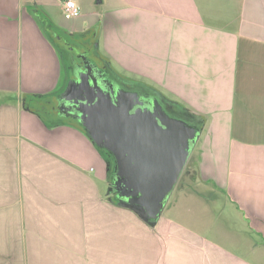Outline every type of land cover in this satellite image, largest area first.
I'll return each mask as SVG.
<instances>
[{"label":"crops","instance_id":"0c3cea01","mask_svg":"<svg viewBox=\"0 0 264 264\" xmlns=\"http://www.w3.org/2000/svg\"><path fill=\"white\" fill-rule=\"evenodd\" d=\"M75 1L71 16L64 0H0V246L23 264H264V0ZM74 48L201 128L154 222L43 100L71 86Z\"/></svg>","mask_w":264,"mask_h":264},{"label":"water","instance_id":"95a60500","mask_svg":"<svg viewBox=\"0 0 264 264\" xmlns=\"http://www.w3.org/2000/svg\"><path fill=\"white\" fill-rule=\"evenodd\" d=\"M82 57H86L82 55ZM63 103L94 142L114 158L112 190L147 222L161 215L188 161L200 126L171 115L150 88H103L87 72L72 80Z\"/></svg>","mask_w":264,"mask_h":264},{"label":"flooded vegetation","instance_id":"af4514ba","mask_svg":"<svg viewBox=\"0 0 264 264\" xmlns=\"http://www.w3.org/2000/svg\"><path fill=\"white\" fill-rule=\"evenodd\" d=\"M82 55H85L86 57L84 58L82 57ZM82 72H87L91 81L97 80L98 84L101 85L103 88H107L108 85L111 86L112 84H114V87H116V89L119 85L121 87H124L125 89H129L128 84H131L132 81L131 79H124L125 82L123 81L121 83L118 79L115 78V76H112L110 74V71L108 70L104 61L97 59L95 56L91 54L89 48H82L78 50L77 53L75 52L74 54H72L71 75L74 78H78L79 74ZM150 89L156 91L157 93L159 92L155 88L151 87ZM163 100L166 101L165 102L166 104L164 102L163 103L165 104L166 109L171 115L173 114L175 115L176 114L175 111L180 112L177 106H175L172 103L170 104V102H168L165 98H163ZM70 107H71L70 104L66 105V103H63V99L59 98V100L54 104L51 110L56 111L60 114H65L64 112ZM69 118L76 119L72 115H70ZM115 197H116V193H115Z\"/></svg>","mask_w":264,"mask_h":264},{"label":"rangeland","instance_id":"374dc122","mask_svg":"<svg viewBox=\"0 0 264 264\" xmlns=\"http://www.w3.org/2000/svg\"><path fill=\"white\" fill-rule=\"evenodd\" d=\"M87 43H89V40H87L86 38H82V44L84 46H86ZM73 50L76 53L78 52V50H76V48H74ZM69 62H70L69 58H66L65 59V69H66V71H64V77H63L64 81H67V79L65 80V78H68V76L70 77V75H71V71L68 70V66L70 65ZM109 71H110V74L112 76H115V78L118 79L121 83L123 81L125 82L124 79H126V78L123 77L122 71L118 70V67L116 65L111 66L109 68ZM64 81H63V83H64ZM128 88L129 89L130 88L134 89L135 86H133L132 84H128ZM147 88L149 89L148 86H147ZM160 98L162 99L161 100L162 102H164V103L166 102L165 100H163V97L161 95H160ZM53 99H54V95H49V96L45 97L43 100L49 101V103H51V105L53 107L54 104H55ZM175 115H177L178 117L179 116L182 117V115L178 114V113H176ZM62 118L77 122L73 118H69V117H62ZM182 118L185 119L184 117H182ZM79 125H81V124L79 123ZM113 168H114V165H113ZM110 180H111L110 182H112V178ZM184 180H185V176L182 177L181 182L180 181L179 182L182 183ZM187 180H190V178H188ZM191 181L192 180H190L189 182H191ZM180 183H179V187H180ZM3 233L4 232H0V235L3 234ZM5 233H7L8 235H10L12 233V234H14L16 236V238L18 237L17 234H16L17 232H5ZM14 249L17 250V251H21L22 248L21 247H15ZM11 250H12L11 248L0 246V264H23V263H20V262L19 263L15 262V261L13 262L14 259L12 258V255H14V254L11 253Z\"/></svg>","mask_w":264,"mask_h":264},{"label":"trees","instance_id":"16d2710c","mask_svg":"<svg viewBox=\"0 0 264 264\" xmlns=\"http://www.w3.org/2000/svg\"><path fill=\"white\" fill-rule=\"evenodd\" d=\"M131 84L133 85V86H135V88H141V87H147L146 85H144L142 82H140V81H134V80H132L131 81ZM134 88V89H135ZM137 88V89H138ZM149 88H151V87H149ZM130 89H133V88H130ZM176 106V105H175ZM178 107V106H177ZM179 108V107H178ZM180 110V109H179ZM176 113H178V114H182V113H180L179 111H175ZM76 120V119H75ZM77 121V120H76ZM99 150H100V152H101V154H102V156L104 157V159L106 160V162L108 163V165H109V171H108V174H109V177H110V179L112 178V174H113V171H114V168H113V165H114V158H113V156L111 155V153L108 151V150H106L105 148H102V147H99ZM189 169H190V165H188V163L186 164V167H185V170H183V172H182V174H181V176H180V179L182 178V176L183 175H185L186 173H188L189 172ZM180 179H179V181H180ZM179 181H178V183H179Z\"/></svg>","mask_w":264,"mask_h":264},{"label":"built area","instance_id":"2783aa9c","mask_svg":"<svg viewBox=\"0 0 264 264\" xmlns=\"http://www.w3.org/2000/svg\"><path fill=\"white\" fill-rule=\"evenodd\" d=\"M63 8L71 16H76L81 12V6L75 0H64Z\"/></svg>","mask_w":264,"mask_h":264}]
</instances>
